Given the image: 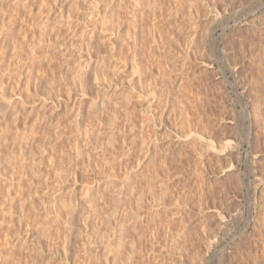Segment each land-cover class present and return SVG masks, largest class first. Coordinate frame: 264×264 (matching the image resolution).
<instances>
[{
    "label": "rangeland",
    "instance_id": "obj_1",
    "mask_svg": "<svg viewBox=\"0 0 264 264\" xmlns=\"http://www.w3.org/2000/svg\"><path fill=\"white\" fill-rule=\"evenodd\" d=\"M0 264H264V0H0Z\"/></svg>",
    "mask_w": 264,
    "mask_h": 264
},
{
    "label": "bare ground",
    "instance_id": "obj_2",
    "mask_svg": "<svg viewBox=\"0 0 264 264\" xmlns=\"http://www.w3.org/2000/svg\"><path fill=\"white\" fill-rule=\"evenodd\" d=\"M210 38H211V36H210ZM213 41V40H212ZM214 42V41H213ZM247 108V107H246ZM245 110V109H244ZM247 116V115H246ZM249 133V132H248ZM211 146V145H210ZM212 147V146H211ZM121 190H122V188H121ZM91 212V211H90ZM93 215V214H92ZM86 217L88 218V217H91V213H87V215H86ZM246 226H244V228H245ZM216 257V256H215ZM215 260H216V258H215Z\"/></svg>",
    "mask_w": 264,
    "mask_h": 264
}]
</instances>
